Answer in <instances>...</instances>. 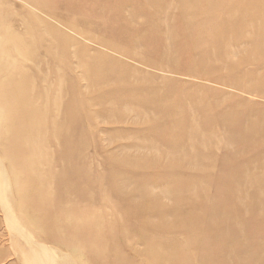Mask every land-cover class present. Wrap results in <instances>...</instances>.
<instances>
[{
    "label": "rangeland",
    "instance_id": "obj_1",
    "mask_svg": "<svg viewBox=\"0 0 264 264\" xmlns=\"http://www.w3.org/2000/svg\"><path fill=\"white\" fill-rule=\"evenodd\" d=\"M68 257L264 264V0H0V264Z\"/></svg>",
    "mask_w": 264,
    "mask_h": 264
},
{
    "label": "bare ground",
    "instance_id": "obj_2",
    "mask_svg": "<svg viewBox=\"0 0 264 264\" xmlns=\"http://www.w3.org/2000/svg\"><path fill=\"white\" fill-rule=\"evenodd\" d=\"M10 44V43H9ZM8 44V45H9ZM261 55V54H260ZM5 66V65H4ZM20 222V221H19ZM35 252H37V251H35ZM68 260H70L71 261V263L68 261ZM65 264H73V262H72V260L70 259V257H68L67 259H65Z\"/></svg>",
    "mask_w": 264,
    "mask_h": 264
}]
</instances>
